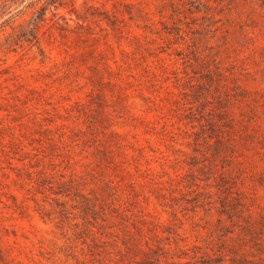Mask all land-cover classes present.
I'll return each instance as SVG.
<instances>
[{
  "label": "rangeland",
  "instance_id": "1",
  "mask_svg": "<svg viewBox=\"0 0 264 264\" xmlns=\"http://www.w3.org/2000/svg\"><path fill=\"white\" fill-rule=\"evenodd\" d=\"M0 264H264V0H0Z\"/></svg>",
  "mask_w": 264,
  "mask_h": 264
},
{
  "label": "trees",
  "instance_id": "2",
  "mask_svg": "<svg viewBox=\"0 0 264 264\" xmlns=\"http://www.w3.org/2000/svg\"><path fill=\"white\" fill-rule=\"evenodd\" d=\"M48 5H51L50 3ZM47 8H40V10H42L43 12L40 14V16L37 18L36 21H33V23H31V27L29 30L26 31V34L29 35V37H32L33 39H36L37 37V33L39 32L40 28H41V23L45 22V14H46V10ZM58 10L57 7H55L53 9V13H52V17L56 18L57 20H61V21H65V18L62 16H59L58 13L56 12ZM64 25H67V22H64ZM66 28H61V30H65ZM25 33V32H24ZM21 37H23V34H20Z\"/></svg>",
  "mask_w": 264,
  "mask_h": 264
}]
</instances>
